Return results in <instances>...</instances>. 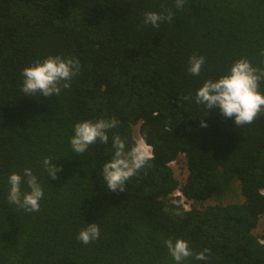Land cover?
I'll return each mask as SVG.
<instances>
[{
  "label": "trees",
  "instance_id": "1",
  "mask_svg": "<svg viewBox=\"0 0 264 264\" xmlns=\"http://www.w3.org/2000/svg\"><path fill=\"white\" fill-rule=\"evenodd\" d=\"M158 28L146 12L167 14ZM264 0H0V264H177L165 241H188L180 264H264V113L236 127L195 103L206 80L241 58L264 68ZM81 65L70 87L21 92L22 69L48 56ZM205 58L199 75L189 57ZM259 92L264 95V79ZM187 98V99H186ZM118 121L84 153L70 145L82 121ZM206 124L202 127L201 124ZM150 145V166L110 191L102 168L126 147ZM183 157L181 180L171 163ZM61 169L48 177L43 159ZM31 169L39 211L7 197L8 177ZM21 190L29 191L22 182ZM178 192V197L173 194ZM189 203L185 210L179 198ZM99 239H77L87 225ZM208 249L206 260L195 254Z\"/></svg>",
  "mask_w": 264,
  "mask_h": 264
},
{
  "label": "clouds",
  "instance_id": "2",
  "mask_svg": "<svg viewBox=\"0 0 264 264\" xmlns=\"http://www.w3.org/2000/svg\"><path fill=\"white\" fill-rule=\"evenodd\" d=\"M184 0H175L176 8H181ZM172 12L157 14L146 12L143 24L158 28L161 22L171 21ZM264 55V52L261 53ZM205 63L203 56L193 55L189 57L187 71L192 75H199ZM264 63V61H262ZM81 65L76 58H62L61 56H48L36 60L31 66L22 69L23 77L21 92L27 95L39 93L48 98L59 95L62 89L70 87L71 80L80 73ZM264 79V68L254 67L245 58L238 59L230 67L227 74L215 81L206 80L195 93V103L204 105L207 110L218 108L220 114L232 119L236 127L251 124L264 113V95L259 92L260 81ZM187 99V98H186ZM118 121L99 119L95 122L82 121L73 127V135L70 137V145L74 152L80 154L88 150L89 146L98 141L108 142L107 132L116 127ZM202 127L206 124L202 123ZM114 153L109 162L102 168V180L110 191L124 193L126 181L135 176L141 169L150 166V145L141 138L130 148L119 135L112 137ZM54 159L45 157L42 161L48 177L55 180L59 167L52 164ZM25 183L29 191L23 192L21 184ZM10 185L8 201L26 212L39 211V202L43 197V189L37 182L31 169H24L23 176L13 173L8 177ZM100 237V227L96 223L87 225L77 236V239L87 245ZM264 244V243H263ZM170 256L177 264L193 255L188 241L177 238L175 243L171 239L165 241ZM208 249L195 254L196 260H206Z\"/></svg>",
  "mask_w": 264,
  "mask_h": 264
},
{
  "label": "rangeland",
  "instance_id": "3",
  "mask_svg": "<svg viewBox=\"0 0 264 264\" xmlns=\"http://www.w3.org/2000/svg\"><path fill=\"white\" fill-rule=\"evenodd\" d=\"M133 137H134L135 143H137L141 139L138 134V128H135ZM150 153H151V149H150ZM182 162H183V157L180 156L177 162H173L170 165L171 168L174 170L175 175L181 180H183L186 177V172L181 169ZM178 195H179L178 192H175L173 194L174 197H178ZM179 200L180 201L178 203H181L184 209H189V203L186 202L183 197H180ZM255 233L258 235L264 236V215L262 216V219L259 223V227ZM261 242L264 243V240H261Z\"/></svg>",
  "mask_w": 264,
  "mask_h": 264
},
{
  "label": "bare ground",
  "instance_id": "4",
  "mask_svg": "<svg viewBox=\"0 0 264 264\" xmlns=\"http://www.w3.org/2000/svg\"><path fill=\"white\" fill-rule=\"evenodd\" d=\"M185 210H188V209H185Z\"/></svg>",
  "mask_w": 264,
  "mask_h": 264
}]
</instances>
